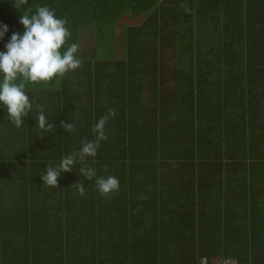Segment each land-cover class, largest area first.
Wrapping results in <instances>:
<instances>
[{
  "label": "trees",
  "instance_id": "1",
  "mask_svg": "<svg viewBox=\"0 0 264 264\" xmlns=\"http://www.w3.org/2000/svg\"><path fill=\"white\" fill-rule=\"evenodd\" d=\"M45 5L67 18L69 45L82 26L96 27L97 54L83 59L79 47L78 69L26 84L34 107L45 104L33 112L54 127L34 130L26 157L1 165H58L114 109L88 164L120 187L102 196L76 164L61 175L47 236L9 239L2 222L0 264H264V0H0L9 27L0 51L23 31L20 16ZM191 169L205 181L190 194Z\"/></svg>",
  "mask_w": 264,
  "mask_h": 264
},
{
  "label": "clouds",
  "instance_id": "2",
  "mask_svg": "<svg viewBox=\"0 0 264 264\" xmlns=\"http://www.w3.org/2000/svg\"><path fill=\"white\" fill-rule=\"evenodd\" d=\"M15 8H21L27 0H13ZM19 23L23 31L13 33L5 44V51H0V109H6L11 125L20 128L25 124V117L33 109V102L26 91L27 83L47 82L62 77L78 69L81 60L78 58L79 44H67L72 33L68 20L60 17L49 6H40L35 12H26L20 16ZM9 31L6 24H0V40ZM116 116L114 109H109L92 126L95 138L82 141L79 149L64 156L58 165L52 163L45 174L40 176L44 185L58 186L60 176L72 172L80 164L79 172L88 180L94 181L95 189L101 195L118 191L120 181L113 175H98L95 168L89 166L88 159L95 158L101 142L108 139L107 125ZM38 124L42 130H51L44 112L38 115ZM62 128L72 133L76 130L69 121L62 123ZM81 194L85 189L82 183L74 184Z\"/></svg>",
  "mask_w": 264,
  "mask_h": 264
},
{
  "label": "crops",
  "instance_id": "3",
  "mask_svg": "<svg viewBox=\"0 0 264 264\" xmlns=\"http://www.w3.org/2000/svg\"><path fill=\"white\" fill-rule=\"evenodd\" d=\"M27 93L31 96L29 91ZM34 108L44 109L45 104H35V107L33 104ZM33 109L29 112L28 117L24 118L25 124L20 128L11 125L6 109H0V246L4 233L2 222L7 224V236L9 239L25 238L30 240L33 237L41 239V237L47 236L46 227L43 223H46L52 219L55 213H58L57 209L49 211V207L52 205L59 206L61 204L59 199L63 196L61 190L62 176L58 180L59 187L44 185L41 180L40 176L45 174L48 166L1 165V163L8 162L9 160L16 161L17 158L26 157L27 150L25 147L32 137L34 130L42 132L38 124L39 114L35 115ZM40 155H42V151ZM195 168L197 169V167ZM166 170L171 172L172 168H167ZM199 171L202 172L204 170L200 168ZM134 172L136 173L137 171ZM193 172L191 169L189 171L190 175H186L187 187L184 190L185 193L191 194L193 190L192 185L197 190L198 183L205 181L199 179L198 182L197 180L200 175L198 173L193 175ZM117 178L119 179V177ZM122 180L123 178L121 177L122 186L128 183H122ZM132 184L134 189L139 187L141 185V176L138 177L135 174ZM108 195L102 196L107 197ZM197 197L198 194H196L195 200H197Z\"/></svg>",
  "mask_w": 264,
  "mask_h": 264
},
{
  "label": "rangeland",
  "instance_id": "4",
  "mask_svg": "<svg viewBox=\"0 0 264 264\" xmlns=\"http://www.w3.org/2000/svg\"><path fill=\"white\" fill-rule=\"evenodd\" d=\"M132 21L131 13L128 11L123 20L116 27L112 42L114 44V56H120L123 50V31L126 24ZM97 29L94 26H82L79 33L80 56L92 58L97 54ZM107 56V55H104Z\"/></svg>",
  "mask_w": 264,
  "mask_h": 264
},
{
  "label": "built area",
  "instance_id": "5",
  "mask_svg": "<svg viewBox=\"0 0 264 264\" xmlns=\"http://www.w3.org/2000/svg\"><path fill=\"white\" fill-rule=\"evenodd\" d=\"M209 261L207 258H202L200 260V264H208ZM212 264H237V261L235 259H226V260H222L220 258H214L211 260Z\"/></svg>",
  "mask_w": 264,
  "mask_h": 264
}]
</instances>
